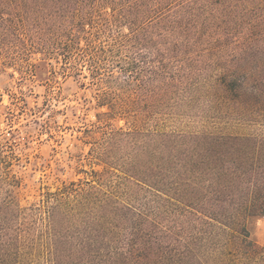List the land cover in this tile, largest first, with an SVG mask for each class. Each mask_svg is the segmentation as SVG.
Masks as SVG:
<instances>
[{"label":"trees","instance_id":"1","mask_svg":"<svg viewBox=\"0 0 264 264\" xmlns=\"http://www.w3.org/2000/svg\"><path fill=\"white\" fill-rule=\"evenodd\" d=\"M96 29L141 46L234 47L230 61L213 49L200 89L227 120L264 126V0H0V55L90 43ZM111 140L120 157L49 194L37 237L18 225L12 191L0 202V264H264L249 230L264 217V134L121 129Z\"/></svg>","mask_w":264,"mask_h":264},{"label":"rangeland","instance_id":"2","mask_svg":"<svg viewBox=\"0 0 264 264\" xmlns=\"http://www.w3.org/2000/svg\"><path fill=\"white\" fill-rule=\"evenodd\" d=\"M92 33L90 43L28 42L0 55V202L13 192L23 209L16 220L31 227V237L42 230L49 194L94 181L103 159L120 157L111 138L121 129L264 134L263 125L227 120L222 104L200 89L213 76V49L230 61L234 47L175 40L141 46L116 30ZM161 89L166 98L155 101ZM249 230L264 247V217Z\"/></svg>","mask_w":264,"mask_h":264}]
</instances>
